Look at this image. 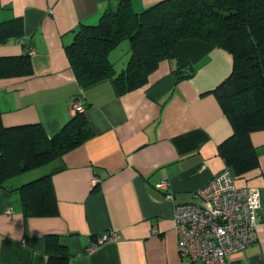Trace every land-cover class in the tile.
Wrapping results in <instances>:
<instances>
[{"label": "crops", "instance_id": "1", "mask_svg": "<svg viewBox=\"0 0 264 264\" xmlns=\"http://www.w3.org/2000/svg\"><path fill=\"white\" fill-rule=\"evenodd\" d=\"M128 1L139 13L162 0ZM116 4L0 0V22L20 18L24 24L21 38L0 44V56L34 51L31 76L0 79L3 125L41 124L52 135L75 113L76 98L92 131L61 158L0 189V264H58L48 261V235L57 236L68 255L64 264H203L179 256L174 209L195 203V192L226 167L218 146L232 126L213 90L230 75L232 56L184 40L142 87L119 93L113 78H107L82 88L65 47L81 24H97ZM129 58L128 41L109 52L115 75ZM251 140L259 166L236 177V184L259 190L255 239L224 264H264V130ZM44 175L53 185L57 215L25 216L18 188ZM161 182L164 189L158 188ZM104 233L118 240L86 254L91 240Z\"/></svg>", "mask_w": 264, "mask_h": 264}, {"label": "trees", "instance_id": "2", "mask_svg": "<svg viewBox=\"0 0 264 264\" xmlns=\"http://www.w3.org/2000/svg\"><path fill=\"white\" fill-rule=\"evenodd\" d=\"M23 33L20 18L0 22V44ZM184 40L201 41L232 56L230 75L213 90L232 126L218 152L235 177L244 175L259 166L251 136L264 130V0H162L139 13L128 0H117L97 24L77 28L65 53L82 88L113 78L119 93H125L142 87ZM122 41L129 42L130 58L115 75L109 52ZM32 74L28 51L0 56V79ZM91 136L83 111L75 112L52 135L41 124L4 126L0 112V189L8 180L61 158ZM18 191L25 216L57 215L49 175L21 185ZM46 252L49 262L66 263L68 255L57 236H47Z\"/></svg>", "mask_w": 264, "mask_h": 264}, {"label": "built area", "instance_id": "3", "mask_svg": "<svg viewBox=\"0 0 264 264\" xmlns=\"http://www.w3.org/2000/svg\"><path fill=\"white\" fill-rule=\"evenodd\" d=\"M32 55L34 51L27 49ZM73 112L83 111L75 98ZM98 180H93L96 184ZM166 182L158 184L164 189ZM195 203L179 204L174 209L178 253L182 259L203 264H224L230 256L247 248L255 239L256 215L260 209L259 190L238 186L228 167L213 176L195 194ZM171 197V195H169ZM118 236L104 233L94 237L86 249L92 254Z\"/></svg>", "mask_w": 264, "mask_h": 264}]
</instances>
